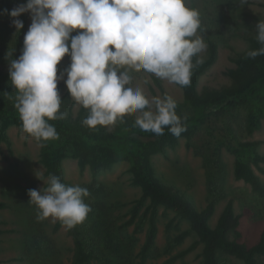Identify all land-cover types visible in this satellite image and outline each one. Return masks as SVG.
Returning a JSON list of instances; mask_svg holds the SVG:
<instances>
[{
  "label": "trees",
  "instance_id": "obj_1",
  "mask_svg": "<svg viewBox=\"0 0 264 264\" xmlns=\"http://www.w3.org/2000/svg\"><path fill=\"white\" fill-rule=\"evenodd\" d=\"M14 1H0V63L15 59L21 54L23 47L21 38L25 32L27 14L19 17L24 23V28L19 32L13 31L10 15L2 14L5 9L10 12L15 7ZM200 3L201 8L197 6L199 3L196 0H189L188 6L200 11L205 30L202 34L208 47L205 58L202 59L199 54L198 58L203 63L194 67L190 85H177L182 93V102H177L176 112L188 117L185 121L187 131L181 133L179 138L173 136L167 128L163 136H156L134 127V115L125 116L124 122L118 120L112 131L105 126L90 128L82 124L87 110L81 106L74 116L70 93L61 95V111L66 112L67 117L49 121L55 126L59 139L43 142L45 146L40 147L38 163L43 169L42 176L46 181L50 174H54L62 183L70 185L65 180L63 162L71 159L76 161L80 175L89 171L94 179L90 184L82 186L90 192L85 202L92 211L83 223L72 229L65 227L72 245L70 264H147L152 259L156 246L159 209L174 215L168 229L175 220L176 226L181 222L189 225L188 232L167 240V255L190 233L197 238L196 244L189 250L171 256L163 264H173L182 259L198 244L202 246L201 264H232V260L242 264H261L260 259L264 258V229L256 244L247 246L241 243V233L238 230L240 217L234 213L231 201L223 208L215 226H210L215 208L224 198L222 185L225 169L221 161L223 150L234 156V179L246 184L254 198L264 199V184L253 169L264 164V157L257 151L259 143L241 141L232 126L235 125L238 130L249 135L260 129L261 121L264 120V55L255 59L246 57L248 50L260 47L255 39V31L245 38L247 49L230 58L234 67L223 73L229 80V85L220 89L204 88L198 91L200 79L217 60L220 39V22H215L208 14V7L214 5V2L202 0ZM76 31L82 30H75L72 34L75 35ZM8 53H12L11 57L7 56ZM196 59L197 57L193 58L194 63ZM132 76H135L134 72ZM151 83V91L154 86L160 95L166 93L160 79L154 75ZM58 88L61 93L62 85H58ZM16 95L9 73L0 71V144L3 143L8 148L11 146L8 131L17 128L23 133L18 111L14 107ZM180 140H184L186 148L191 149L203 161L207 199L205 207L200 211L178 190L164 185L156 176L152 165L153 157L175 148ZM120 162L128 164L126 173L129 175V185L137 188L140 195L131 203L126 215L129 218L118 224L119 218L113 215V206L106 205L102 200L109 195V189L95 179ZM47 186L45 184L44 188ZM90 199L93 201H89ZM4 208L6 205L0 203V210ZM33 225L34 221L27 218L24 225L26 232L21 241L23 256L12 258L8 263L55 264L49 259L53 255L50 240L47 237L42 239L41 234L37 233L38 226L35 228ZM131 226L134 230L128 235L127 230ZM61 227L64 226L57 221L53 231L56 232ZM143 231L144 241L135 257L133 252L138 242L137 235ZM4 232L8 231L0 230V236Z\"/></svg>",
  "mask_w": 264,
  "mask_h": 264
},
{
  "label": "clouds",
  "instance_id": "obj_2",
  "mask_svg": "<svg viewBox=\"0 0 264 264\" xmlns=\"http://www.w3.org/2000/svg\"><path fill=\"white\" fill-rule=\"evenodd\" d=\"M24 13L30 14L31 23L21 54L10 59L9 77L17 93L14 107L21 131L40 147L59 139L49 121L67 117L61 111V81L87 110L82 124L90 128L114 126L134 115V127L156 136H163L165 128L177 138L187 131L188 117L177 114V101L166 93L148 98L143 88L132 86V72L148 74L145 84L154 75L171 84L190 85L194 67L203 63L199 54L208 45L200 11L189 7L188 0H27L2 14L10 15L19 32ZM255 29L260 47L247 51L252 59L264 55V21L259 20ZM75 30L82 31L73 35ZM65 56L70 63L58 69ZM37 178L48 185L27 193L38 209L37 219L52 218L67 229L86 220L92 211L85 202L90 196L86 187L66 185L54 174L46 181L42 175Z\"/></svg>",
  "mask_w": 264,
  "mask_h": 264
},
{
  "label": "rangeland",
  "instance_id": "obj_3",
  "mask_svg": "<svg viewBox=\"0 0 264 264\" xmlns=\"http://www.w3.org/2000/svg\"><path fill=\"white\" fill-rule=\"evenodd\" d=\"M196 1L199 3L197 6L201 8L202 5H200V2L202 0ZM211 1L212 3L214 2V5L211 4L208 7V14L215 22L217 20L220 22L218 26V35H220L218 57L215 64L200 79L198 91H202L204 88L220 89L229 85V80L223 73L234 67L230 58L247 49L248 44L245 38L256 31L255 25L259 20L264 21V0H247V3L244 5L240 4V0ZM26 2L27 0H15L13 4L16 7L18 4ZM26 14L28 18L24 34L27 32L31 23L30 14ZM10 24L13 31L16 32L11 22ZM24 34L21 38L22 44ZM200 56L202 59L205 58L206 50ZM9 64L10 61L0 63V71L9 73ZM67 66L68 56H65L57 67L58 69H63ZM134 73L133 87L139 86L143 88L148 98L160 95V92L154 86L153 91H151V82L148 84L144 83V78L148 74L143 71ZM160 81L168 95H171L178 103L182 102V93L176 84H171L165 80ZM58 85H62L61 95L68 92L63 81ZM70 100L73 103L72 112L75 116L81 106L71 97ZM232 126L241 141L258 142L259 146L257 151L264 157V120L261 121L260 129L251 135L238 130L235 125ZM106 128L112 131L114 126H107ZM8 136L11 141L10 148L3 143L0 144V203L6 205V208L0 210V230L8 231L0 236V264H12L8 263V261L12 258L23 256L24 251L21 247V241L26 232L24 225L27 218L34 221L33 227L36 228L38 226L37 233L41 234L42 239L47 237L50 240L53 251V255L49 258L51 263L70 264L72 258L70 248L72 245L66 228L61 227L58 231L54 232L53 228L57 221L52 218L37 219L38 209L34 204L29 203L30 197L27 194L28 190H40L46 184L37 178V175H42L43 173V169L38 163L39 142L19 132L17 128H11L8 131ZM221 161L225 169L222 185L224 198L217 204L210 226H215L223 208L228 201H231L234 213L240 217L238 228L241 233L240 241L247 246H252L258 242L261 232L264 229V199L254 198L250 192V188L246 184L234 179V156L223 150L221 153ZM152 165L156 176L164 185L178 190L198 211L205 207L207 191L203 161L191 149L186 148V142L184 140H180L175 148L167 149L164 154L153 157ZM253 169L254 173L264 184V164H260L258 168L253 167ZM127 170L128 164L126 162H120L114 165L111 170L101 173L95 179L96 182L109 189V195L103 197L102 200L106 205L113 206V215L119 218L117 221L118 224L129 218L126 215L132 206L131 203L138 199L140 195L137 188L129 185ZM63 171L65 180L70 185L78 184L83 186L90 184L94 180L89 171H85L80 175L76 161L71 159L63 162ZM89 201L93 200L90 199ZM157 218L158 234L156 246L152 252L153 257L147 264H163L171 256H176L181 252L189 250L197 241L194 234L190 233L171 254L167 255L165 253L167 240L182 232H188L189 225L181 222L176 226L175 220L170 229H168L167 226L173 220L174 215L171 212H164L162 209H159ZM133 230V226L129 227L127 234L131 235ZM144 237V231L137 235L138 242L133 256H137ZM201 247L200 244L196 245L182 259L176 260L173 264H201ZM134 260L136 261V259ZM231 262L232 264H242L236 260H232ZM260 262L264 264V258H261ZM20 264L30 263L24 262Z\"/></svg>",
  "mask_w": 264,
  "mask_h": 264
}]
</instances>
